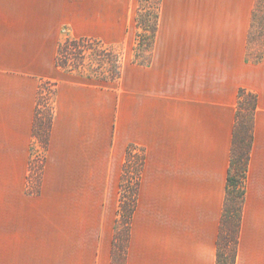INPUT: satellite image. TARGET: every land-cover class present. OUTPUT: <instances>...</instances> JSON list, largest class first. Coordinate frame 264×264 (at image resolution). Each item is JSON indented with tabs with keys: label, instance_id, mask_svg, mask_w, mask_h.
Listing matches in <instances>:
<instances>
[{
	"label": "crops",
	"instance_id": "crops-1",
	"mask_svg": "<svg viewBox=\"0 0 264 264\" xmlns=\"http://www.w3.org/2000/svg\"><path fill=\"white\" fill-rule=\"evenodd\" d=\"M138 2L0 0V264H118L130 144L145 164L122 264H217L241 88L257 110L236 264H264V38L252 52L264 0H159L145 64L130 60ZM67 36L130 46L120 80L58 66ZM43 81L55 109L32 185Z\"/></svg>",
	"mask_w": 264,
	"mask_h": 264
},
{
	"label": "trees",
	"instance_id": "trees-1",
	"mask_svg": "<svg viewBox=\"0 0 264 264\" xmlns=\"http://www.w3.org/2000/svg\"><path fill=\"white\" fill-rule=\"evenodd\" d=\"M159 7L160 4H158L156 7L157 10L153 16V23H149L148 17H146L145 15L143 16L140 13V11H138L136 17L138 28L139 26L140 27L143 26L145 31L151 32L149 40L148 41L147 39L145 40L147 41L146 44L150 45L151 47L150 52L152 51L158 30ZM149 28L150 30H148ZM137 41L139 43L142 42L138 40V33H137ZM103 47H106V49H108L107 51H109V54L107 56V59L110 64L108 75L106 74V76H103L100 73L98 74V72L96 74L95 72H91L87 74L80 72V74L103 82H118L120 80L122 67H123L119 60V55H117V53L112 48H108V47H112L111 45H105L104 42L94 38L68 37L59 46V51L57 55V65L63 69L67 68L69 72L70 71L76 72L74 68L76 69L82 63L80 62V60L81 61L83 60L84 54L86 53V49H90L91 54L94 53L96 56L102 58V53L100 50L101 48L103 49ZM68 51H70V55L72 56L70 61H73L72 59H74L73 64L70 65H68L67 63L68 61L67 56H65L66 59L65 61L62 60L63 53L68 54L69 53ZM136 62L141 64L147 63V62L143 63L138 61ZM40 90H41V86L39 89L38 104L35 114L34 134H35V138L41 141L45 151H47L49 145L50 133L53 124L54 111H52L49 118H40L42 116V113L40 111L41 108ZM238 95H239V100H238L236 120L234 125L231 162L229 167V173L227 176L226 201L221 218V227L218 238L217 264H236L237 251L240 240L242 214H243L245 197H246V185L248 180L249 162L253 147L255 115L257 110V95L247 90L246 88H241L239 90ZM135 149H139V151L136 150L137 152L133 154ZM133 159H137V161H134ZM144 164H145L144 151L135 144H130L127 149L126 162L123 167V174H122L123 180L121 181L120 184L121 191L123 190V185L125 184L124 178L128 173H131L133 176H135V181L130 182L131 184L128 186V187L132 186L128 193L129 197H126L127 199H124V197L121 196L120 199L119 211L121 215V221L122 220L125 221L126 228L123 227L125 233L124 240L119 239V233L117 229H115L114 261L118 264L124 263L127 258L132 218L137 208L140 180H141Z\"/></svg>",
	"mask_w": 264,
	"mask_h": 264
},
{
	"label": "rangeland",
	"instance_id": "rangeland-1",
	"mask_svg": "<svg viewBox=\"0 0 264 264\" xmlns=\"http://www.w3.org/2000/svg\"><path fill=\"white\" fill-rule=\"evenodd\" d=\"M159 4V0H139L138 2V6H137V12H136V17H137V13L138 11H140V13L146 17H148L149 23H153V16L156 12V7ZM259 18H260V22L257 25L256 28V39H257V43L256 44H252V52L253 55L259 56L260 52H261V48H262V40L264 38V23L262 24V22L264 21V10L259 12ZM136 25H137V20H136ZM150 30V28L148 29ZM137 33H138V40L142 41V42H138L137 41ZM150 34L151 32L149 31H145L144 27H140L136 28V37H135V43L132 46V57L130 58L131 61L133 62H148L150 60L151 57V47L150 45H147V41L150 38ZM70 36H67L64 41ZM147 39V41H145ZM145 42V43H143ZM105 44V43H104ZM92 45V43H91ZM105 45H109V44H105ZM94 46V45H93ZM112 47H108V48H112L117 55H119V60L123 66V64L125 63V61L127 60L126 56L127 54H129V47L128 46V50L127 47H125V45L123 44H116V45H111ZM97 47V46H96ZM137 49V50H136ZM108 49H106V47H103V49L101 48V53H102V58H100L99 56H96L94 53L91 54L90 49H86V53L84 54L83 60L80 62H82L80 64V66H78L76 69L74 68V70H76V72L74 71V73L80 74V72H83L84 74L87 73H91V72H95V74L98 72V74H102L103 76H106V74L108 75V71H109V61L107 59V56L109 54V51H107ZM130 51V52H131ZM69 53H63V57L62 60L65 61V56L68 57V65L73 64L74 59H72L73 61H70V59L72 58V56L70 55V51H68ZM77 61V60H76ZM67 72H69V70L66 68L64 69ZM79 71V72H77ZM71 72V71H70ZM99 85L101 86H110L111 82H103V81H99L97 80ZM55 95H56V83L53 81H44L41 84V90H40V111L42 113V116L40 118H49L50 114L52 113V111H54L55 109ZM139 149H135L134 153L135 154ZM45 155H46V151L44 149V146L42 145L41 141L39 139H36L34 142V146H33V150H32V155H31V172H30V182L32 185L37 184V182L40 180L41 175H42V171H43V165H44V159H45ZM134 157V155H133ZM134 161H137V159H133ZM139 161V159H138ZM133 177V178H132ZM123 179H121L122 181ZM134 182L135 181V176H133L131 173H128L126 175V177L124 178V182L125 184L123 185V190L121 191V185L119 188V200L121 199V196L124 197V199H127L126 197H129V191L130 188L132 187H128L131 183L130 182ZM36 188H31V190L35 191ZM119 208H120V202H119ZM118 208V217H117V221H116V226L115 229H117L118 233H119V239L120 240H124L125 237V233L123 230V227L126 228V223L124 220L121 221V215H120V211ZM118 252V251H117Z\"/></svg>",
	"mask_w": 264,
	"mask_h": 264
}]
</instances>
